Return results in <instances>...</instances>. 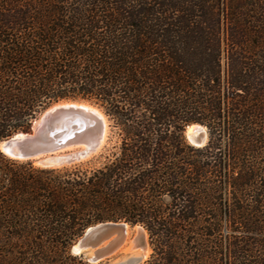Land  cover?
<instances>
[{
	"label": "trees",
	"instance_id": "trees-1",
	"mask_svg": "<svg viewBox=\"0 0 264 264\" xmlns=\"http://www.w3.org/2000/svg\"><path fill=\"white\" fill-rule=\"evenodd\" d=\"M63 99L109 144L57 167L0 149V264H116L71 252L108 220L146 230L137 264H264V0H0V142Z\"/></svg>",
	"mask_w": 264,
	"mask_h": 264
},
{
	"label": "water",
	"instance_id": "water-1",
	"mask_svg": "<svg viewBox=\"0 0 264 264\" xmlns=\"http://www.w3.org/2000/svg\"><path fill=\"white\" fill-rule=\"evenodd\" d=\"M69 102H86L98 108L106 121L97 113L66 105ZM193 129L189 131V127ZM109 120L103 110L86 99H63L47 107L34 120L31 131H18L0 142L1 151L13 159L31 160L42 166H64L79 162L101 150L108 142ZM206 126L190 123L186 136L195 146L208 141ZM3 148V149H2ZM141 225L126 221H102L88 226L72 244L71 252L83 254L90 261L112 258L125 244L130 233L132 252L116 259V264H137L146 259L148 242Z\"/></svg>",
	"mask_w": 264,
	"mask_h": 264
},
{
	"label": "rangeland",
	"instance_id": "rangeland-1",
	"mask_svg": "<svg viewBox=\"0 0 264 264\" xmlns=\"http://www.w3.org/2000/svg\"><path fill=\"white\" fill-rule=\"evenodd\" d=\"M187 137V136H186ZM188 139V138H187ZM109 144V141L107 142V144L106 145H108ZM105 145V146H106ZM104 146V147H105ZM103 147V148H104ZM103 148L101 149V150H103ZM101 150H99V151H101ZM99 151H97V152H94V153H92V154H90V155H88V156H86L85 158H83L82 160H86V159H89L90 157H92L94 154H97ZM6 155V154H5ZM7 156V155H6ZM9 157V156H8ZM82 160H80V161H82ZM33 162V161H32ZM76 163V162H75ZM33 164H35V165H38V166H42V165H40V164H37L36 162H33ZM131 235H132V233H130V235H129V237H128V239H127V241L125 242V244L116 252V254L112 257V258H110V259H106V260H109L110 262H112V263H115V261H116V259H118L119 257H121L122 255H126V254H129V253H131L132 252V241H131ZM145 237H146V240H147V242H148V248L150 249V251H149V254H148V256H147V258L150 256V254H151V252H152V249H151V246H150V244H149V239H148V234H146L145 235ZM146 258V259H147ZM145 260V259H144Z\"/></svg>",
	"mask_w": 264,
	"mask_h": 264
},
{
	"label": "bare ground",
	"instance_id": "bare-ground-1",
	"mask_svg": "<svg viewBox=\"0 0 264 264\" xmlns=\"http://www.w3.org/2000/svg\"><path fill=\"white\" fill-rule=\"evenodd\" d=\"M64 104L72 105V106L84 109L86 111L97 113L99 116H101L104 119V121H106L105 115L98 108H96V107H94V106H92V105H90V104H88L86 102H69V103H64ZM192 129H193V126L189 127V131H191ZM204 134H205V136H207V132L206 131H204ZM36 163L39 164V162H36ZM146 234H147V232H145V235ZM149 251H150V249L147 248L146 257L148 256Z\"/></svg>",
	"mask_w": 264,
	"mask_h": 264
}]
</instances>
